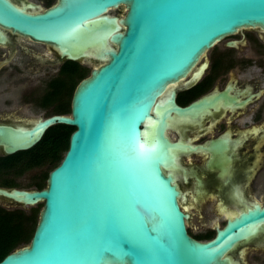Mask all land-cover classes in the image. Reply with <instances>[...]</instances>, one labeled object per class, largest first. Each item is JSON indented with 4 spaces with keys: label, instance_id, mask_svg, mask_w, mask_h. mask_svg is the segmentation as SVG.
Here are the masks:
<instances>
[{
    "label": "water",
    "instance_id": "water-1",
    "mask_svg": "<svg viewBox=\"0 0 264 264\" xmlns=\"http://www.w3.org/2000/svg\"><path fill=\"white\" fill-rule=\"evenodd\" d=\"M116 9L124 15L109 14ZM247 27L264 29V0H57L36 14L0 0L1 29L54 47L61 60L93 65L74 89L70 114L0 124L3 156L32 149L55 125L75 129L43 189L0 188L1 202L43 205L29 244L0 264H237L228 252L264 220V207L211 240L188 234L172 174L183 146L166 131L171 113L190 108L158 98L217 42Z\"/></svg>",
    "mask_w": 264,
    "mask_h": 264
},
{
    "label": "flooded vegetation",
    "instance_id": "flooded-vegetation-1",
    "mask_svg": "<svg viewBox=\"0 0 264 264\" xmlns=\"http://www.w3.org/2000/svg\"><path fill=\"white\" fill-rule=\"evenodd\" d=\"M13 2L36 14L57 0ZM115 11L114 16L125 12ZM0 31L7 40L0 44V124H30L37 119L26 113L35 109H53L42 118L70 114L57 111L67 107L69 77H81L79 83L91 64L61 60L52 46ZM56 91L62 92L61 106L45 103ZM170 100L181 109L190 108L171 113L166 131L183 146L176 150L172 174L188 216L187 232L208 241L229 221L264 207V29L242 28L217 42L158 98L159 104ZM247 227L246 237L228 256L237 264H264V220Z\"/></svg>",
    "mask_w": 264,
    "mask_h": 264
},
{
    "label": "trees",
    "instance_id": "trees-1",
    "mask_svg": "<svg viewBox=\"0 0 264 264\" xmlns=\"http://www.w3.org/2000/svg\"><path fill=\"white\" fill-rule=\"evenodd\" d=\"M87 69H85L82 78L85 77ZM81 78V77H80ZM80 78L73 79L69 77L68 85L66 89L67 96V107L66 109L59 107L57 109L60 113L69 112V103L74 92V89L77 85V81ZM62 92L56 91L54 93H49L45 98V103L55 104L58 103L61 106ZM75 129L73 127H68L64 125H55L49 128L39 144L28 151L18 152L11 156H4L0 158L1 166H9L16 164L22 160V158L27 154L31 153L34 150H37L38 156L34 159L35 164L41 159V156L46 153V150L49 148V144L53 141H56L60 138H70V135ZM64 156V155H63ZM62 155H52L51 156V166L52 168L49 171L43 172L35 183L37 190L43 189L46 186V181L49 173L57 167L61 160L63 159ZM43 205L40 206L39 210H32L30 214H26L22 210H6L0 206V261L9 253L17 249L21 244L29 243L39 219V212Z\"/></svg>",
    "mask_w": 264,
    "mask_h": 264
},
{
    "label": "rangeland",
    "instance_id": "rangeland-1",
    "mask_svg": "<svg viewBox=\"0 0 264 264\" xmlns=\"http://www.w3.org/2000/svg\"><path fill=\"white\" fill-rule=\"evenodd\" d=\"M110 15H116V11L112 10L109 12ZM124 15L122 13L120 16ZM92 65H87V73L85 75L88 76L89 70ZM79 81V80H78ZM77 81V83H78ZM53 109L46 108L44 110L35 109L31 111H27L26 117L29 119H38L52 113ZM68 138H60L56 141H53L49 144V148L46 150L41 156V159L35 164L34 159L38 156L37 150H34L31 153H27L20 162L9 165V166H1L0 165V187L2 188H16V189H24V190H34L36 189L35 183L43 172L49 171L51 166V156L54 155H64L68 148ZM39 144V143H38ZM37 144V145H38ZM36 145V146H37ZM42 203H38L35 206H27L22 207L19 205L0 202V206L6 210H22L26 214H30L32 210H39ZM29 243L21 244L18 248L23 246H27Z\"/></svg>",
    "mask_w": 264,
    "mask_h": 264
}]
</instances>
